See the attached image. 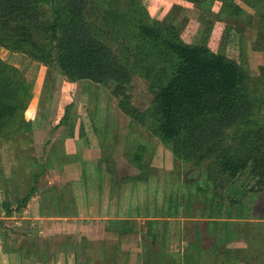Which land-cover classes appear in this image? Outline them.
<instances>
[{"label": "rangeland", "instance_id": "374dc122", "mask_svg": "<svg viewBox=\"0 0 264 264\" xmlns=\"http://www.w3.org/2000/svg\"><path fill=\"white\" fill-rule=\"evenodd\" d=\"M125 1H119L121 7ZM144 2L155 18L184 27L192 43L207 44L246 68L252 92L262 100L253 116L264 127V0H236L243 7L240 16L222 11L218 3L208 7L188 0ZM118 43L113 41V47L121 54ZM0 57L29 81L25 115L31 121L29 128L1 144L0 264H162L158 256L151 258L149 246L143 243L149 240L153 221L159 233L156 245L165 248L167 264L171 254L180 256L196 238L197 219L206 225L201 215L210 211L212 197L217 214L223 203L224 219L229 209L245 211V217H236L233 223L239 235L226 237V243L233 250L247 247V251H241L238 260L223 263L214 257L212 244L202 263L264 264V190H254L258 184L252 164L222 186L207 185L208 163L196 166L177 157L170 144L122 108L125 97H117L110 85L74 81L57 61L46 64L4 46ZM127 92L130 106L142 110L152 106L155 94L146 77L134 74ZM57 145L62 146L59 151ZM139 145L146 148L142 161L151 175L149 181L135 185L128 178L141 173L132 162ZM78 153L85 161L87 178L78 175V162L73 159ZM44 163L52 167L48 165L38 179V190L24 203L35 183L32 175ZM172 198L180 202L179 208L170 207ZM187 204L193 207L187 210ZM100 218L105 220L103 227L89 222ZM112 218H133L137 227L127 233L110 230Z\"/></svg>", "mask_w": 264, "mask_h": 264}, {"label": "trees", "instance_id": "16d2710c", "mask_svg": "<svg viewBox=\"0 0 264 264\" xmlns=\"http://www.w3.org/2000/svg\"><path fill=\"white\" fill-rule=\"evenodd\" d=\"M119 1L0 0V46L46 64L57 61L74 81L86 79L110 85L117 97H125L122 108L170 144L177 157L196 166L208 163L207 185L222 186L252 164L251 172L258 184L254 190H264V127L253 116L262 100L252 92L246 68L207 44L189 41L184 27L155 18L144 0H126L124 7ZM188 1L208 7L218 3L222 11L232 12L229 15L240 16L243 11L236 0ZM113 41L123 47L121 54L115 51ZM134 74L151 82L155 97L149 109L129 105L127 89ZM29 100L30 84L25 74L0 57V151L4 139L31 126L25 115ZM80 123V136L84 137V119ZM61 145H57L58 151L66 149L64 142ZM145 151L139 145L132 156V162L141 169V173L128 178L135 185L149 181L151 175L148 164L142 161ZM73 159L78 162V175L87 178L85 161L79 153ZM48 165L52 167L44 163L41 171L33 173L35 183L29 187L24 203L38 190V179L47 172ZM59 170L62 172V167ZM179 206L180 202L172 198L170 207ZM192 207L187 204L186 208ZM215 207L212 197L210 211L201 215L206 225L203 227L197 219L196 238L190 239L180 256L171 254L167 264H203L204 251L212 244L218 262L227 263L231 258L236 261L241 251H247V247L233 250L226 243V237L239 235L233 223L245 217V211L235 213L229 209L224 219L223 203L219 204L218 214ZM125 223L127 228L120 233L135 230V219ZM156 223L153 221L149 240L143 243L149 246L151 258L158 256L164 264L168 256L164 247L156 245Z\"/></svg>", "mask_w": 264, "mask_h": 264}, {"label": "crops", "instance_id": "0c3cea01", "mask_svg": "<svg viewBox=\"0 0 264 264\" xmlns=\"http://www.w3.org/2000/svg\"><path fill=\"white\" fill-rule=\"evenodd\" d=\"M127 219L128 218H116V219L112 218V219H109L110 220L109 222L111 223V227H108V228L110 230H113V231H116V230H119L120 231L122 229L124 230L125 228H127V224L125 223V220H127ZM89 222L95 223L97 225V228H98L99 226L100 227H103V225L105 223V220L100 218V219H97L96 221H89ZM117 226H119V227H117ZM136 227H137V223H136L135 228Z\"/></svg>", "mask_w": 264, "mask_h": 264}]
</instances>
